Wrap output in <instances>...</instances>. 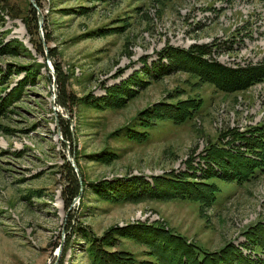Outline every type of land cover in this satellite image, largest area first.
Listing matches in <instances>:
<instances>
[{"label":"rangeland","instance_id":"rangeland-1","mask_svg":"<svg viewBox=\"0 0 264 264\" xmlns=\"http://www.w3.org/2000/svg\"><path fill=\"white\" fill-rule=\"evenodd\" d=\"M8 2L17 15L0 6V47L16 39L24 49L0 53V67L12 65L5 91L25 83L0 116V264H58L61 257V264H89L81 231L101 237L129 223L161 224L209 251L232 242L264 258L246 235L264 222V171L242 182L209 179L219 190L205 204L149 194L110 201L94 186L135 175L153 185V176L171 171L200 175L212 144L248 154L231 132L264 127V80L225 92L181 70L156 78V68L148 75L145 64L159 61L165 47L202 43L215 45L213 56L224 64L264 60V0H35L41 27L31 0ZM37 38L50 61L45 47H35ZM34 63L42 64L36 76L18 72ZM134 73L147 82L134 84L139 90L126 107L84 102ZM160 101L196 108L181 122L138 124L139 113ZM129 125L147 136L132 139ZM119 238L112 250L152 258L147 245Z\"/></svg>","mask_w":264,"mask_h":264},{"label":"trees","instance_id":"trees-1","mask_svg":"<svg viewBox=\"0 0 264 264\" xmlns=\"http://www.w3.org/2000/svg\"><path fill=\"white\" fill-rule=\"evenodd\" d=\"M8 1L0 0V6H6L13 16L17 15L10 11L13 7ZM29 11L35 14L37 12L31 3H29ZM31 17L36 18L32 15ZM34 45L38 52H44L40 38H37ZM21 49H24L22 42L13 39L0 47V53L11 55ZM215 52V45L208 43L193 44L188 49L168 46L160 52L159 61H154L151 65L145 64V70L149 75L151 70L156 68L157 74L154 75L156 78L176 70L185 71L225 92L245 90L252 84L264 80V60L256 64L232 66L224 64L214 57ZM163 59H167L168 63L163 62ZM11 66L9 64L5 69L0 67V116L4 114L5 106L18 95L21 83H25L21 80L11 91H5V84L12 72ZM41 66V63H34L33 66H21L18 72L25 71L28 77L36 76L35 74ZM138 76V73H134L120 84L109 86L106 95L96 97L93 101H89L87 98L84 102L93 107H126L139 90L134 87V84L142 87L147 82L144 77ZM4 91L6 92L5 96L1 95ZM58 101L62 102L59 96ZM191 103L192 101L182 104L160 101L153 107L141 111L138 115L141 117L135 118L140 121L138 124L145 127L155 124L154 120L161 118L170 117L176 122H181L189 118L196 108V104ZM127 127L128 135L132 139L142 140L147 136V131L139 132L135 126ZM253 129L247 131L250 135L247 132H238V130L231 132L235 138L241 140L240 146L244 147L248 154L241 151L239 146L235 148L236 150H232L225 144L220 146L212 144L206 155L208 162L206 167L201 168L200 175H197V171H193V173L171 171L162 176H153V185L143 176L135 175L125 180L117 179L96 183L94 185L96 192L110 201L138 198L149 194L153 197L194 200L203 204L213 202L217 198L219 188L216 184L209 182V179L220 177L224 180L242 182L256 178L261 171H264V127L258 125ZM121 130L122 128L117 132ZM125 130L126 128L123 131ZM252 130L253 132H250ZM63 135L64 137L70 136V129H67ZM191 167L193 168V166ZM75 182L78 183L77 178ZM81 232L87 240L86 254L89 264H264V258L251 256L232 242L218 251H209L189 240L185 235L156 223H129L125 226H113L101 237ZM246 235L250 242L252 241L254 245L264 249V222H260L253 230L246 232ZM119 237H128L147 245L149 247L148 255L152 258L140 260L127 250H112L120 239ZM243 245L247 246V244ZM66 248L62 247V250ZM62 259V257L59 259L58 264H61Z\"/></svg>","mask_w":264,"mask_h":264},{"label":"water","instance_id":"water-1","mask_svg":"<svg viewBox=\"0 0 264 264\" xmlns=\"http://www.w3.org/2000/svg\"><path fill=\"white\" fill-rule=\"evenodd\" d=\"M31 2H32V4L34 5V7H36V9H37V11H38V16H39V25H40V27H41V25H42V23H43V14H42V12L39 10V7H38V5L36 4V2H35V0H31ZM42 40H44V37L42 36ZM44 42V47H45V49H46V58H47V60L48 61H50V55H49V53H48V47H47V45H46V43H45V41H43ZM48 67H49V70L53 73L54 72V69H53V67L50 65V63H48ZM54 84L56 85V79H54ZM59 133V132H58ZM68 160L71 162V164H72V166L75 168L76 167V165H75V162H74V158L71 156V154L70 153H68ZM77 176H78V179H79V181L81 182V177H80V175L79 174H77ZM60 246H61V244H60ZM60 249L61 248H59L58 249V254H59V252H60ZM58 254H57V256H58Z\"/></svg>","mask_w":264,"mask_h":264}]
</instances>
